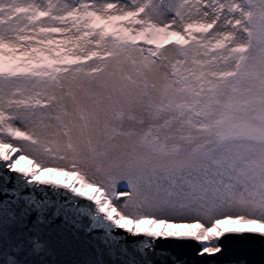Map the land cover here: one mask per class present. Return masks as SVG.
<instances>
[{"label": "snow or ice", "instance_id": "obj_1", "mask_svg": "<svg viewBox=\"0 0 264 264\" xmlns=\"http://www.w3.org/2000/svg\"><path fill=\"white\" fill-rule=\"evenodd\" d=\"M0 264H264V0H0Z\"/></svg>", "mask_w": 264, "mask_h": 264}, {"label": "rangeland", "instance_id": "obj_2", "mask_svg": "<svg viewBox=\"0 0 264 264\" xmlns=\"http://www.w3.org/2000/svg\"><path fill=\"white\" fill-rule=\"evenodd\" d=\"M41 176L54 178V179L61 180V181L74 179V177H71L66 173H56V172H49L47 175L41 174Z\"/></svg>", "mask_w": 264, "mask_h": 264}, {"label": "built area", "instance_id": "obj_3", "mask_svg": "<svg viewBox=\"0 0 264 264\" xmlns=\"http://www.w3.org/2000/svg\"><path fill=\"white\" fill-rule=\"evenodd\" d=\"M26 163H28V161H24V160L21 161L22 165H25Z\"/></svg>", "mask_w": 264, "mask_h": 264}]
</instances>
